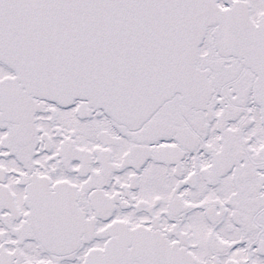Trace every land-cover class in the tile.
I'll list each match as a JSON object with an SVG mask.
<instances>
[{
	"label": "snow or ice",
	"instance_id": "1",
	"mask_svg": "<svg viewBox=\"0 0 264 264\" xmlns=\"http://www.w3.org/2000/svg\"><path fill=\"white\" fill-rule=\"evenodd\" d=\"M0 264H264V0H0Z\"/></svg>",
	"mask_w": 264,
	"mask_h": 264
}]
</instances>
